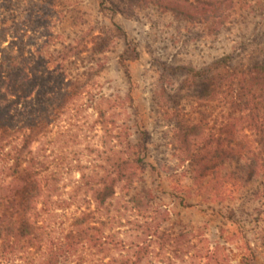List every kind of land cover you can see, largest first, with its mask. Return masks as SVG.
<instances>
[{"label": "trees", "instance_id": "16d2710c", "mask_svg": "<svg viewBox=\"0 0 264 264\" xmlns=\"http://www.w3.org/2000/svg\"><path fill=\"white\" fill-rule=\"evenodd\" d=\"M96 2L111 21L176 23L146 15L153 125L119 25L123 96L91 81L104 39L62 30L72 5L0 0V264H231L232 248L264 264V0ZM165 198L207 220L185 225Z\"/></svg>", "mask_w": 264, "mask_h": 264}, {"label": "rangeland", "instance_id": "374dc122", "mask_svg": "<svg viewBox=\"0 0 264 264\" xmlns=\"http://www.w3.org/2000/svg\"><path fill=\"white\" fill-rule=\"evenodd\" d=\"M64 4L72 5L70 10H74L67 14L68 19L62 26V30L67 36L77 37L78 39L87 36L91 38L101 37L104 39L103 42H105L108 47L104 56H93V61L95 62L96 60L95 63L99 64L97 68L99 75L95 78H91V81H95L97 87L107 95L113 94L123 96L129 89L126 78L123 76L122 71L117 65L118 56L123 53L127 47H125L121 34L122 32L116 31L111 25V22L113 21V23L119 25L123 32L126 33L129 50H131L134 45H137L136 50L139 55L138 60L129 64L132 88L131 93L135 98V103L138 106L144 126L151 128V124L153 125V117L147 110V90L150 84L154 83L156 79L154 71L150 65V52L156 47L154 41L157 37L154 36L155 31L153 29L149 30L147 28L148 21L146 15H151L152 18L157 19L160 23V27H166V31H168L169 34L174 33L176 23L170 15L160 14L156 10H144L139 12L137 15L139 21L136 22H133L132 20L125 21L120 16L113 17L111 21L109 16L100 12L96 0H64ZM88 47H91V45ZM165 48L166 50L164 53L166 56L170 55L173 51V46L166 45ZM188 53L193 60H195L198 55L197 52L193 51L192 46L188 48ZM93 61L91 62L89 58H86L80 66L87 67L93 65ZM94 119L95 115H93L90 121H93ZM162 189L167 193L172 191L171 188L167 187ZM163 203L174 211V213L179 212L185 225L195 227L201 225L207 220L206 218L204 219L203 216L191 211H182L179 210V208H174L175 206L169 198H165ZM211 225L212 227H217L219 223L218 221H213L211 222ZM231 250L234 251L232 259L235 260H233L234 262L231 264H236L235 250L233 248ZM260 263H262V261Z\"/></svg>", "mask_w": 264, "mask_h": 264}]
</instances>
